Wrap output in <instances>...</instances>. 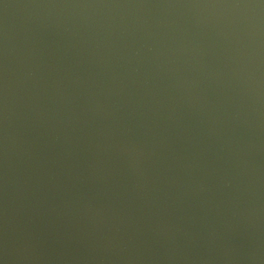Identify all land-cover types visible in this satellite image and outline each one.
I'll use <instances>...</instances> for the list:
<instances>
[{"label": "water", "instance_id": "water-1", "mask_svg": "<svg viewBox=\"0 0 264 264\" xmlns=\"http://www.w3.org/2000/svg\"><path fill=\"white\" fill-rule=\"evenodd\" d=\"M0 264H264V0H0Z\"/></svg>", "mask_w": 264, "mask_h": 264}]
</instances>
